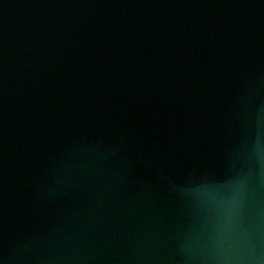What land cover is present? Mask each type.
Returning a JSON list of instances; mask_svg holds the SVG:
<instances>
[{
  "label": "water",
  "instance_id": "1",
  "mask_svg": "<svg viewBox=\"0 0 264 264\" xmlns=\"http://www.w3.org/2000/svg\"><path fill=\"white\" fill-rule=\"evenodd\" d=\"M0 264H264V0H0Z\"/></svg>",
  "mask_w": 264,
  "mask_h": 264
}]
</instances>
